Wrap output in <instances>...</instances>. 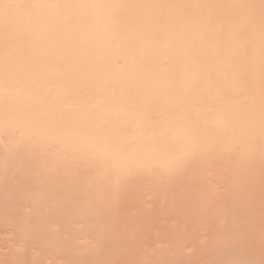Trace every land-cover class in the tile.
Wrapping results in <instances>:
<instances>
[{
	"label": "bare ground",
	"instance_id": "obj_1",
	"mask_svg": "<svg viewBox=\"0 0 264 264\" xmlns=\"http://www.w3.org/2000/svg\"><path fill=\"white\" fill-rule=\"evenodd\" d=\"M181 166L208 191L174 183ZM135 168L150 201L125 195ZM249 182L264 188V0H0V243L16 244L4 262L30 247L36 262L107 261L145 235L129 228L139 198L142 219L165 224L140 256L263 264L180 249L196 217L252 243L243 221L264 230V200L259 218L245 209Z\"/></svg>",
	"mask_w": 264,
	"mask_h": 264
},
{
	"label": "rangeland",
	"instance_id": "obj_2",
	"mask_svg": "<svg viewBox=\"0 0 264 264\" xmlns=\"http://www.w3.org/2000/svg\"><path fill=\"white\" fill-rule=\"evenodd\" d=\"M82 170H77L74 173V176L78 178L79 181L83 182L86 180L87 174L81 172ZM143 171L142 169H137L135 168L131 173H129L127 176L131 178V185L127 187V191L125 192V195L130 196V197H135L138 195H141L142 189L144 186V182L138 181V178ZM146 171L149 173V170L146 169ZM254 173V172H253ZM31 177V174H29ZM153 175V174H151ZM191 176L192 184L194 186L191 189V193L193 195L195 194H202L208 191V187L205 188L203 191H199L201 186L196 185V180L201 179V176L199 172H190L185 166H181L180 168H173L171 169V178L173 179L174 183L183 182L180 181V179H185L187 176ZM245 175V173H244ZM33 177V176H32ZM31 177V178H32ZM36 179L37 177H33ZM134 179V181H132ZM71 179H60L58 180L57 185L62 186L65 183L70 182ZM252 182L246 183L242 186L240 193L246 195L247 198L252 200V203L244 204L245 209L248 210L254 214L253 216H258L256 213L261 207V200H264V188L263 187H258L256 182L253 183L254 187L251 185ZM73 186V185H72ZM74 188V187H71ZM238 194V193H237ZM151 192L149 194H145V197L141 195V200H144L146 198L147 201L151 200ZM139 198L132 200L130 202L129 208H132V211L137 213L132 219H131V224H130V229H134L136 232L143 233L141 238L133 239L134 244L131 245L128 248H120L118 250H113L112 252L109 253L107 261L100 262L98 264H167V262H157L155 261V257L151 255H147V257H142L140 256V249L139 246L140 244L143 245L147 250L146 252H150V249H152V243L150 241L151 237L149 235H153V232L156 231L157 228H165L164 223H156L155 221L151 223H147L146 220H143L142 217H145V214L140 213V210L144 212L145 206H139ZM230 206H234L235 203L229 204ZM148 208V207H146ZM261 209V208H260ZM56 210V209H55ZM103 214L107 215L108 213L111 212V206H109L108 203H104V208L102 210ZM152 215L159 216V213H153ZM259 218V216H258ZM263 218V217H262ZM210 221V226H204L202 223V220L199 217H196L192 221V229L190 234L188 235L185 244L180 248L181 249V254L186 258L187 253L192 252L194 248H199L204 252L207 250L212 251V255L214 256V260L218 261V256H220L221 253L224 252H230L231 250L237 249V251L240 254V257L242 259L245 258H260L262 260V263L264 264V253L259 252L258 249H264V230L262 229V224L260 219L256 221H250V220H245L243 221V224H246V228L248 231L251 233L253 239L252 243H246L245 241V235L243 231H240L241 227H238L237 223H233L230 225L229 233L226 234L224 232L223 225L220 223L219 216H211L208 218ZM90 221V220H88ZM87 222V220L85 221ZM141 226L146 227L142 228ZM213 226V227H212ZM213 228V229H212ZM247 231V230H246ZM207 236L206 238H204ZM87 245H89V240L87 239L86 241ZM188 243V244H187ZM15 243L10 242V243H0V264H8L7 261L4 262L2 259V254L9 253L7 256L13 255L14 253L12 252L15 248ZM190 247V248H189ZM67 248H71V246L67 245ZM33 249V250H31ZM77 252L80 253L83 256H90L93 253V250L89 246H84L82 248H76L75 249ZM30 253H35V249L30 247L26 248V250H23L20 253V260L19 263L16 264H80L77 261H62V260H55V261H50L48 263L44 261H33L32 255ZM259 254V255H257ZM189 259V257H187ZM13 260V259H12ZM10 261V260H9ZM211 260L206 259L205 257L202 259L200 264H208ZM213 261V260H212ZM81 264H87V263H81Z\"/></svg>",
	"mask_w": 264,
	"mask_h": 264
}]
</instances>
